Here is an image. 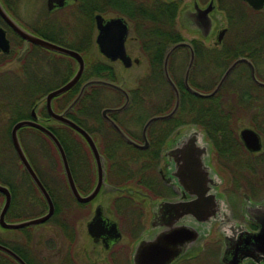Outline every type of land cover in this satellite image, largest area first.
Masks as SVG:
<instances>
[{
	"label": "flooded vegetation",
	"instance_id": "obj_1",
	"mask_svg": "<svg viewBox=\"0 0 264 264\" xmlns=\"http://www.w3.org/2000/svg\"><path fill=\"white\" fill-rule=\"evenodd\" d=\"M181 1L184 2V8L180 9ZM203 1L207 2L203 5L201 4ZM227 1L231 6L233 0ZM237 1L255 12L264 8L263 6L255 10L246 1ZM225 2L226 0H64L62 5L53 3L49 8L48 0H46V12L50 18L44 17L37 20L30 29L21 23L3 0H0L5 12L20 28L34 37L80 55L84 63V71L72 88L78 87L74 98L82 85L88 81L84 80V75L87 68L86 59L91 55H94L101 64L104 73L102 80L108 81V75L111 73L112 81L110 82L116 84H122V81L116 82L114 64L130 69L145 59L144 62L148 69V75L139 80L138 88L127 91L123 87L129 96V104L124 110L105 113L104 119L100 112V117L104 122L103 132L90 130L92 132L90 133L84 129L93 139L101 156L100 164L104 178V184L91 201L80 203L71 195L60 158L58 162L52 164L54 173L51 174V180L59 188L64 179L70 196V210L74 214V223L76 224L83 214L87 219L91 215L85 224L87 242L85 245L80 244L76 229L74 231H68V227L62 229L63 225L54 221L66 236L65 240L68 243L66 248H63L60 254L42 253L34 257L28 246L24 257L19 256L25 264H264V87L254 82L250 66L252 65L255 79L264 83V69L255 63L256 57H259L255 50H264V48H261V45L258 48L255 45L253 48L247 46L246 42L249 39L247 35L244 41L245 46L234 45L236 41L233 39L232 44L223 45L229 30L225 25L226 12L220 8L221 3ZM156 3L177 5L175 17L177 30L179 31V26L190 33L198 34L201 38L199 41L192 42L183 40L181 42H187L190 48L182 47L172 52L167 64L170 78L171 74L175 75V71L180 70L174 63L176 54L180 51L187 56L185 70L191 57V51L194 55L188 84L201 94L211 93L235 61L244 59L249 62L237 63L219 91L209 98L197 97L190 93L185 88L182 77V85L187 93L184 99L196 98L201 102L199 106L204 107V101L220 95V100L229 101L235 105L228 112L224 111L232 117L231 123L235 127L230 136L226 132L224 135L216 136L211 131H206L203 123L188 124L187 116L175 121L171 120L179 109L181 97L178 109L171 118L156 120L148 126L145 132L148 146L145 149H139L127 143L106 119L107 117L116 124L129 140L139 146H144L145 139L142 131L145 123L152 117L169 114L174 107V94L173 105L169 110L166 105L167 101L170 102L172 98L168 99L164 96L157 98L160 86L158 77L154 80L156 72L151 68L147 58L141 55L139 47L141 19L144 17L142 11L145 12L147 9L154 11ZM240 4L236 5V9L245 12ZM208 5L213 7L208 14L212 28L209 35L204 38L199 31L194 32L186 27L187 24L193 25V23L185 17V14L194 13L195 6L203 10ZM231 9L235 12V8L231 7ZM97 17H100L103 26H112L116 20L125 26L123 36L120 35L119 30H114L111 31L113 34L105 32L104 38L105 48L109 53L123 49L125 56L129 59L128 67H125L119 57L112 60L100 52L97 44L100 34ZM0 29L7 42V50H0V69L13 64L14 68L20 70L16 74L18 78L14 76L12 83L1 79V82L4 80L5 84L0 91V151L5 149L6 152L1 157L2 159L0 158V176L6 178L2 182L3 186L9 190L7 186L11 185L10 182L14 175H3V172L7 173L9 170L8 166L12 171L10 161L12 159L7 151L9 147L13 151L22 174L29 178L11 142L10 134L13 126L20 121L28 120L48 130L50 129L47 126H52L54 129L57 126L61 130L60 125L62 124L53 121L47 114L45 97L65 85L73 77L78 63L71 57L51 52L32 43L27 44L26 52L20 56L25 40L18 36L1 17ZM237 32L233 36L234 39H237ZM212 34L214 43L210 48L204 44V41ZM261 35V41L264 42V34ZM218 38L220 43L216 45ZM170 47L164 53L160 70L162 83L171 90L165 80L163 70L164 58ZM94 48L101 60L96 57L97 53L94 52ZM132 50L135 52L138 50L140 58L133 57L132 52L134 51ZM46 56H54V62H47ZM60 59L66 60L64 63L66 70L60 79L61 82L55 83L59 86L54 88V84H46V78L55 79L57 77L61 68L60 63H57ZM66 62L74 63L75 71L72 72L70 65ZM44 65L50 67L48 69H51L53 74L50 76L41 74L40 71ZM3 74L6 73L3 72ZM194 78L199 83L195 82ZM190 81H193L195 87L190 84ZM172 82L174 83L173 80ZM72 89L52 99L53 112L61 113L68 106L59 112L55 111V108L61 105L62 97ZM118 94L123 99L118 106L121 107L125 102V96ZM140 109L143 111L150 109L155 112L144 121L139 133L140 140L136 141L130 134L131 132L125 130L121 123L127 125L137 123L143 113ZM43 112H46V118H42ZM192 112L193 110H187L188 114ZM204 113H206L204 110L199 109L194 114H198V118H203ZM120 114L124 116H121L119 120ZM8 120L10 125L7 126V130H4L3 122ZM245 129L251 132L250 145L258 147L256 150L249 149L242 140L240 133ZM31 130L35 129L18 130L19 143L26 158V148L30 142L25 145L21 135L24 131L33 133ZM77 135L83 140V152L86 156L79 157L77 152L73 151L72 156L69 159L66 156V159L78 194L86 197L97 183V165L87 143L79 134ZM253 136L255 140L257 139L256 142ZM36 144L31 143L33 148L37 146ZM184 146L190 149L189 152H185V156L190 158L194 171L190 175L192 182L188 183L187 188L178 184L180 171L178 159L181 156L178 151ZM145 152H149V156L141 155ZM126 165L127 170L135 176L128 184L124 182L129 179V171H127V177L124 174ZM9 192L11 194L10 190ZM1 196L4 201L3 195ZM163 203L168 205H162ZM97 209L100 212L102 226L96 229L100 228L101 236L94 238L89 233L88 224L93 221ZM46 211L47 207L41 215ZM131 211L132 218L126 223L127 228L124 230L122 220H125L126 214ZM51 219L42 225L49 223ZM162 239H168V242L163 243ZM49 251H55V244ZM6 263L18 264L14 260L6 261Z\"/></svg>",
	"mask_w": 264,
	"mask_h": 264
},
{
	"label": "trees",
	"instance_id": "obj_2",
	"mask_svg": "<svg viewBox=\"0 0 264 264\" xmlns=\"http://www.w3.org/2000/svg\"><path fill=\"white\" fill-rule=\"evenodd\" d=\"M176 11L177 5H175L174 3H171L170 5L156 3L154 11L149 9H147L145 12L142 11V15L144 17L141 19L139 33L140 52L142 56H145L147 58V60L150 62L151 68L154 70V72L157 73V77L160 76V78H162L160 67L165 51L171 45L183 41L181 34L176 27ZM193 45H195V43H193ZM86 63L87 68L85 71L84 80L87 81L93 78L104 79V73L103 69L101 68V64L98 63L94 55H91L90 58L86 59ZM175 73L177 74V71H175ZM171 79L174 81L176 87L178 88L181 97L179 109L171 120L175 121L187 116L188 124L203 123L205 130L211 131L216 136H219V134L224 135V132H226L227 135L230 136V134L234 132L235 127L234 124L231 123L232 117H229V115L224 112H228L229 109H233V107H235L233 103L220 100V95H218L216 98L204 101V107H200L199 105L201 102H199L198 99H184L187 93L184 91L182 79L178 77L176 79L175 75L172 74ZM108 81H112L111 73L108 75ZM190 84L195 87L193 81H190ZM77 88L78 87H75L67 95L62 97V99L60 100L61 105L57 106L58 108H55L56 112L64 109L72 101ZM102 89H104V87L96 85L88 87L74 109L68 114V118L71 121L90 133L92 132L87 126L88 123L93 120L94 117H100V112L104 108L103 101H101ZM169 91L171 93L172 99L170 102L167 101V110L171 109L174 98L173 93L170 89ZM199 109L206 112L204 113L203 118H198V114H194ZM187 110H193L192 114H188ZM46 117V112H43L42 118ZM47 127H49L50 131L60 142L68 159L72 156L73 151H76L79 157L86 156L83 152V140L75 132L63 125H60L61 130L54 129L52 126ZM31 131H33V133L40 139L41 142L37 143V146L33 150H30L34 152L32 153V155H30V151H28L30 147L26 148L27 159L39 181L53 201L55 213L50 221H55L56 223L58 222L63 225L62 229H66L68 223V215L71 207L70 196L67 191V187L65 186L64 179L61 187L59 188L56 187L51 180V174L54 173V168L52 166V164H54V160L48 159V149L46 148L47 144H49V146L54 151L57 162L59 161L58 154L52 143L43 134L35 130ZM39 139L37 140L38 142ZM40 146L42 147L40 148ZM141 155L145 157L149 156V152H145ZM125 157H127V155H125ZM35 159L38 161V163H36ZM125 167L126 168L124 170V174L125 177H127V171L129 170H127V165ZM134 177L135 176L132 175V173L129 171V179H126L124 181L125 184L131 183V180H133ZM26 178L28 182H26L25 184L23 182H20V184L16 182L15 187L12 185L13 181H11V185L7 184L10 185L7 187H9V190L11 191L12 202L6 214V219L9 216H12V218L20 219L21 217L19 215H15V211L16 209L20 210L25 208V203H29L31 207L38 208L37 216L41 215L46 209V204L40 193L35 188L30 179L28 177ZM60 191L61 194H59ZM0 197L2 198L1 195ZM27 229L19 230V232L25 231L24 233H26ZM1 232L11 233V231ZM25 241L26 242L24 244L14 242V244L12 245L0 238L1 245L11 249L20 257H24L25 253L27 252L28 240L26 239ZM6 261L12 262L9 257L0 253V264H6Z\"/></svg>",
	"mask_w": 264,
	"mask_h": 264
},
{
	"label": "water",
	"instance_id": "obj_3",
	"mask_svg": "<svg viewBox=\"0 0 264 264\" xmlns=\"http://www.w3.org/2000/svg\"><path fill=\"white\" fill-rule=\"evenodd\" d=\"M63 1L64 0H48L49 8H51L53 3H55L57 5H62ZM244 1H246L255 10L261 9L264 6V0H244ZM194 8H195L194 13L185 14V17L187 19H190L193 23V25L187 24L186 27L189 30L194 31V32L199 31L200 34L202 35V37L206 38L209 35L211 28H212V23L208 17V14L213 10V7H212V5H208L207 8L203 9V10L198 9L196 6ZM0 17L18 34V36H20L23 40H25V44H24L22 51L20 52V56H22L26 52L27 44L32 43L36 46L47 49L51 52H55L57 54H61V55L71 57V58L75 59L76 62L78 63V68H77L75 74L73 75V77L65 85L61 86L60 88H58V89H56V90H54V91H52L46 95V97H45L46 110H47V114L50 117V119L68 127L69 129H71L75 133L79 134L85 140V142L87 143V145L91 151L92 157L94 158V160L96 162L97 172H98L97 183H96L94 189L91 191V193L88 196L81 197L78 194L76 187L74 185V182L72 180L64 149L61 146L58 139L54 136V134L50 130L45 128L44 126H42L38 123H35L34 121L25 120V121H20V122L16 123L13 126V128L11 130V134H10L13 148L15 150V153H16L23 169L25 170V172L29 176L30 180L32 181V183L34 184V186L36 187V189L38 190L40 195L42 196L43 200L46 203V207H47V211L45 212V214H43L39 217L32 218L29 220H23V221L15 222V223H8L5 220V215H6L8 209L11 205V194H10L8 188H6L3 185H0V194L3 195V197H4L3 205L0 209V228L2 230H6V231H16V230H22L25 228L35 227V226H39V225L44 224L49 219H51V217L54 215V211H55L52 200L50 199V196L48 195L45 188L43 187V185L39 181L38 177L36 176L35 172L33 171L31 165L29 164V162H28V160H27V158H26V156H25V154H24V152L20 146L19 139H18V130L22 129V128H33V129L39 131L40 133H42L45 137H47V139H49V141L55 147V149L58 153V156L61 160L63 170H64V174H65L66 183H67V186H68V189H69L71 195L78 202L87 203V202L91 201L98 194L101 186L104 184V181H103L104 178L102 176V170H101V164H100L101 156H100V154L97 150V147H96L93 139L91 138V136L89 134H87L84 129H82L77 124H75L73 121L69 120L66 117V115L76 106V104L81 99L83 92L89 86L97 85V86L107 87V88H110V89H112L118 93H121L125 96V102L121 107L114 108V109H112V108L102 109L101 117L103 119H104L105 113L120 112V111L124 110L126 108V106L129 104V96H128V93L126 92V90L123 88L122 84H116V83H113L110 81H105L102 79H90L82 85L79 93L76 95V97L68 104V106L61 113L53 112V110L51 108L52 99L66 93L67 91L72 89L77 84L80 77L82 76V73L84 71V63H83L82 58L80 57L79 54H77L73 51L67 50V49L62 48L60 46L51 44V43L46 42L44 40H41L37 37H34L31 34H29L28 32H26L25 30H23L22 28H20L8 16V14L5 12L4 8L2 7L1 3H0ZM96 20H97L98 29L100 32V34L98 35V38H97V44L100 48V52L104 53L105 56H107L108 58H110L112 60L119 57L124 62L125 67H128L130 65L128 63L129 59L125 56L123 49L120 48L119 51H117L115 53H109L105 48V38H104L105 32H109V33L113 34L111 31H114V30H119L120 35L123 36L125 34V30H126L125 26H123L119 20H116L112 24V26H103L102 22H101L102 20L100 19V17H97ZM219 43H220V39L218 38L216 45H218ZM182 47L190 48V44H188L187 42H180V43L174 44L167 51L165 58H164V62H163V70H164L165 80L169 84V86H170V88H171V90L175 96L174 107L169 114H167L165 116H160V117H152L145 123V125L143 127V131H142L144 139H145V145L144 146H139L136 143L129 140L123 134V132L118 128V126L106 117V119L109 121L111 126L122 136V138L127 143L131 144L132 146H135L139 149L147 148L148 145H147V141L145 138V132H146V129L148 128V126L156 120L171 118L176 113L178 106H179L180 96H179V92H178L177 87L175 86V84L172 82L171 78L168 75L167 64H168V60H169V57L172 54V52L175 51L176 49L182 48ZM0 50H2V51L7 50V42H6V39L4 37V33L1 29H0ZM242 61L249 63L247 60H244V59H239V60L235 61L228 68V70L225 72L224 76L222 77V79L218 83V85L215 87V89L211 93L201 94L198 91L192 89L188 84L189 73L191 71V68H192L193 62H194V55L191 51V57H190L188 66H187L185 73H184V76H183V84H184L185 88L190 93L194 94L195 96L202 97V98H209L211 96H214L219 91L220 87L222 86L223 82L225 81V79L227 78V76L229 75L231 70L236 66L237 63L242 62ZM250 66L252 69V77H253L254 82L258 86L264 87V83L259 82L255 79L252 65H250ZM250 133H251L250 131L245 129V130L241 131L240 136H241L242 140L244 141L245 145L249 149L256 150L258 147H251V145H250L251 140H252V138L250 137ZM254 141L255 142L257 141V139L255 140V137H254ZM189 151H190V149L185 147V146L178 151V153L181 154V156H179V159H178V163L180 165V171L178 173V184H179V186H181L183 188H187L188 183L192 182L190 175L194 172L192 169V162L190 161V158H187L185 156V152H189ZM195 184H196V181H195ZM162 205H168V204L163 203ZM101 226H102V224H101V220H100V212L97 209L93 221L90 224H88L89 233L94 238H98L99 236H101V231H100V228L96 229V227H101ZM161 242L166 243V242H168V239H162ZM0 253L8 256L12 260L16 261L18 264H25L24 261L15 252H13L11 249H9V248L1 245V244H0Z\"/></svg>",
	"mask_w": 264,
	"mask_h": 264
},
{
	"label": "rangeland",
	"instance_id": "obj_4",
	"mask_svg": "<svg viewBox=\"0 0 264 264\" xmlns=\"http://www.w3.org/2000/svg\"><path fill=\"white\" fill-rule=\"evenodd\" d=\"M3 1L11 9V12L27 28L32 29V25L39 19H42L44 17L50 18V17H48L49 15L46 12V0H3ZM206 2L207 1H203L201 4L204 5ZM233 2L236 4H234ZM229 3L230 2H228L226 0L225 3H221V5H220V8L226 12L227 18L225 21V25L229 29L223 45L228 46V45L232 44L231 42L233 39L236 41V43L235 44L233 43V44L237 45L239 47L245 46L247 43V46L252 47V48L254 47V45L257 48L259 47V45H261V48H264V42L261 41L262 40L261 34H264V8L260 11L255 12V11L250 10L247 6L240 4L239 1H237V0H233L231 3V6L229 5ZM237 4L238 5L240 4V6H242V8L245 10V12L243 10L238 11L236 9ZM179 6H180V9L184 8V2L181 1V4ZM231 7L235 8V12L232 11ZM178 29H179L180 34L182 36V39L184 41L192 42V41H199L201 39L200 36L196 33H190L187 30L181 29L179 26H178ZM236 32H237V36H236L237 39L236 38L234 39L233 36ZM246 35L249 36V39H248V42L245 43L244 41L246 39ZM94 38H95V35L93 36V39ZM242 42H244V43L241 44ZM213 43H214L213 34L210 38H208L207 40L204 41V44L210 48L213 47ZM250 45H253V46H250ZM132 51H134V50H132ZM94 52L97 53L96 57L99 58V60H101L100 55L98 54V52L96 51L95 48H94ZM255 52H256V54L259 55V57H256L257 61L255 60V63H257L259 67L264 69V50H260V49L257 50L256 49ZM132 54H133V57L135 56V57L140 58V56L138 54V50L136 52L134 51V53L132 52ZM46 58H48L47 62H50V63L54 62V56H50V57L46 56ZM175 58L176 59H175L174 63L180 69L177 72V74L174 73L175 78L177 79V77H178V78L182 79L183 73L185 70V66L187 64V56L184 52L180 51V53L176 54ZM65 61L66 60H64V59H60V62L56 61L57 63H60V66H61L60 71L57 70L58 74H57V77L55 79L46 78V84L47 85H53L54 84V86H55L54 88L59 86V84L55 85V83L57 84L58 81L61 82L60 79H62L63 73L66 70V65L64 64ZM144 61H145V59H144ZM144 61H141L142 63H140L139 65L132 66L130 69H124L120 64H114L115 72H116V75H115L116 82L119 83L120 81H122L123 87L127 91H130V90L132 91L134 88H138V86L140 84L139 80H141L145 75H148V69H147L146 63ZM260 62H263V63H260ZM66 63H68L70 65L72 72L75 71L76 65L74 63H71V62H66ZM63 65H65V67H63ZM13 66L14 65L11 64V65H9V67L0 69V91H1V88H3V86L5 84L4 80H7V83H8V81L10 83H12L13 77L14 76L17 77L16 74H18L20 72L19 69H16V67L14 68ZM48 68H50V67H47L44 65V67L41 69L40 73L45 74L46 76H50V74H53V72L51 71V69H48ZM56 69H58L57 65H56ZM3 72H5L6 74H3ZM13 72H14V74H13ZM66 76H68V74H66ZM156 78H157V73L155 74L154 80H156ZM1 79H4V80L1 82ZM158 80H159L160 86H159V88L157 86L158 91H159V93L157 94V98L161 97V96L167 97L168 99L171 98V93H170L168 87L162 83L160 76H158ZM194 81L197 82V79L194 78ZM197 83H199V82H197ZM45 90H47V89H45ZM101 101H103V104H104L103 107L104 108H115V107H118L123 102V99H122L121 95H119L118 93H116L112 89L104 87V89H102V91H101ZM153 109H154V107H153ZM141 110L142 109H140V111ZM154 112H155V110L152 111L150 109H145L142 113L141 119L138 120L137 123L129 124V125H127L126 123H121V125L129 133L131 132L130 134L134 136L136 141H139L140 140L139 133H140V130H141V127H142L144 121L146 119H148L150 116H152L154 114ZM121 116H124V114L119 115V117H118L119 120L122 118ZM9 125H10L9 120L4 121L3 122V129L7 130V126L9 127ZM87 126L92 132H98V131L103 132L104 131V123L100 117H98V118L94 117V119L91 120ZM56 129L59 130V128L57 126H56ZM95 135L97 136V133H95ZM21 136L23 138V143H25V145L30 142L29 145H27V148L30 147L31 149L29 148L28 151L33 150L36 147V146H34V148H33V145H31V143H33V142L40 143L41 142L40 139L35 134L27 132V131H24ZM38 139H39V142L37 141ZM96 139L99 141L98 137H96ZM42 145H43V143H42ZM41 147L42 146H40V148ZM46 148L48 149V159H53L54 163H56L57 162L56 155H55L54 151L52 150V148L49 146V144H47ZM7 151L9 152L10 157L12 159V160H10L12 162V168H11L12 171H10V167L8 166L7 169H9V170H7V173L3 172V175L4 174L14 175L13 179H12V181H13L12 185L14 187L16 185V182L18 184H20V182H23L25 184L26 182H28L27 178L22 174L21 169L19 168V166L17 164L16 158L13 154L12 149L9 147L7 149ZM1 152H2V154H0V158L5 154L6 151L4 149V150L0 151V153ZM32 153H34V152L30 151V155H32ZM45 161H46V159H45ZM36 163H38L37 160H36ZM138 165H139V162H138ZM5 179L6 178L1 175L0 176V184H3L2 181H5ZM7 183H9V182H7ZM10 184H11V182H10ZM2 204H3V199L0 197V209L2 207ZM25 206H26L25 208L20 209V210L16 209V211H15V215H19L21 217L20 219L12 218V216H9V217H7L6 221L8 223H14V222H19L22 220H29V219L37 217L38 208L31 207L29 205V203H25ZM131 213H132V211L128 212V214H126L125 220L124 219L122 220V226H123L124 230L127 228L126 223L128 221H130L132 218ZM38 216H40V215H38ZM90 217H91V215L87 219L85 217V215L83 214V216H80L78 218V220L76 221V224H75L73 211L70 210L69 215H68V223H67L68 231L69 230L74 231L76 229L78 239L80 241V244H82V245H85V243L87 242L85 224L88 222ZM1 231H5V230L0 229V238L3 241H6L12 245L14 244V242H19L20 244H24L26 242L25 240L27 239L29 250L32 251L34 257L36 255H39L42 253H47V254L51 253L53 255L60 254L62 252L63 248H66V245L68 244L65 240L66 236H65L64 232L55 225L54 221H50L49 223L42 225V226L30 227L29 229L26 230V233H24L25 231L19 232V230H16L18 232L11 231V233H4ZM53 244H55V251H49L52 248ZM63 253H64V251H63Z\"/></svg>",
	"mask_w": 264,
	"mask_h": 264
},
{
	"label": "clouds",
	"instance_id": "obj_5",
	"mask_svg": "<svg viewBox=\"0 0 264 264\" xmlns=\"http://www.w3.org/2000/svg\"><path fill=\"white\" fill-rule=\"evenodd\" d=\"M226 210V209H225Z\"/></svg>",
	"mask_w": 264,
	"mask_h": 264
}]
</instances>
